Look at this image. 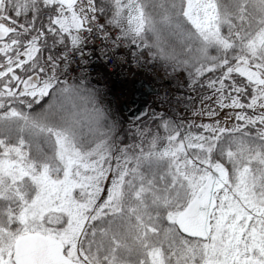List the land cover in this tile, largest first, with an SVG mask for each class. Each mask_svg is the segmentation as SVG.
<instances>
[{"label":"snow or ice","instance_id":"1","mask_svg":"<svg viewBox=\"0 0 264 264\" xmlns=\"http://www.w3.org/2000/svg\"><path fill=\"white\" fill-rule=\"evenodd\" d=\"M0 264H264V0H0Z\"/></svg>","mask_w":264,"mask_h":264},{"label":"built area","instance_id":"2","mask_svg":"<svg viewBox=\"0 0 264 264\" xmlns=\"http://www.w3.org/2000/svg\"><path fill=\"white\" fill-rule=\"evenodd\" d=\"M134 77H143L148 79L150 82H152L156 87H159V83L153 81L151 74L149 73H139V74H133L132 72H129L126 78H121L123 81L122 84L116 83L114 84L113 81L115 78H108L104 79L101 81V84L106 85L108 87H116L117 89V95H118V101L123 103V102H128L129 96L131 94V81Z\"/></svg>","mask_w":264,"mask_h":264},{"label":"water","instance_id":"3","mask_svg":"<svg viewBox=\"0 0 264 264\" xmlns=\"http://www.w3.org/2000/svg\"><path fill=\"white\" fill-rule=\"evenodd\" d=\"M141 81H137L135 83V95H134V103H135V109L134 110H125L130 114L132 117L139 114V110L146 107V101L149 100L151 94L149 93L147 89V85H141Z\"/></svg>","mask_w":264,"mask_h":264},{"label":"rangeland","instance_id":"4","mask_svg":"<svg viewBox=\"0 0 264 264\" xmlns=\"http://www.w3.org/2000/svg\"><path fill=\"white\" fill-rule=\"evenodd\" d=\"M132 83H133V81H132ZM131 86H132V91H133V88H134V85H132L131 84ZM130 97V96H129ZM118 106H119V108H120V111H121V113H122V115H124L125 117H127V113L124 111V107L121 105V104H118ZM132 107H134L133 105H132ZM128 108H130V107H128Z\"/></svg>","mask_w":264,"mask_h":264},{"label":"trees","instance_id":"5","mask_svg":"<svg viewBox=\"0 0 264 264\" xmlns=\"http://www.w3.org/2000/svg\"><path fill=\"white\" fill-rule=\"evenodd\" d=\"M117 106H118V104H117ZM118 107H119V106H118ZM121 114H122V113H121ZM127 117H128V118H132V116H131L130 114H128Z\"/></svg>","mask_w":264,"mask_h":264}]
</instances>
